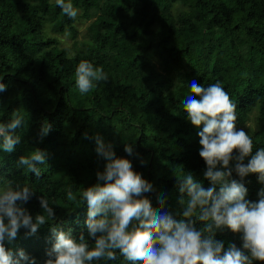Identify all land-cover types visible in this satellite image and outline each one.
I'll list each match as a JSON object with an SVG mask.
<instances>
[{
    "label": "trees",
    "instance_id": "16d2710c",
    "mask_svg": "<svg viewBox=\"0 0 264 264\" xmlns=\"http://www.w3.org/2000/svg\"><path fill=\"white\" fill-rule=\"evenodd\" d=\"M65 2L78 10L76 18L88 21L86 40L74 42L71 51L60 46L56 35L44 33L47 26L74 41L77 37L76 18L64 15L56 0H0V83L7 86L0 92V123L10 122L14 112L25 119L15 132L21 137L15 151L0 150V189L9 182L29 187L34 194L22 206L33 218L43 214L47 219L40 196L55 212V219L35 235L26 236L22 228L5 247L14 254L23 250L36 264L49 258L53 226L70 232L77 242L83 234L94 246L86 227L87 203L79 197L83 188L98 182L96 173L106 163L96 151L97 137L152 185L144 197L157 212L182 218L177 177L187 172L204 189L219 192L221 185L204 177L198 136L202 126H193L184 111L192 82L207 87L219 81L237 106L236 125L255 110L259 130L250 134L253 154L264 148V0ZM82 60L102 67L108 76L86 94L75 85ZM46 124L51 129L41 140ZM126 145L133 148L131 155ZM36 149L46 153L45 163L38 165L40 177L17 166L20 156ZM230 179L244 184L251 202L264 191L258 174L241 180L233 171ZM69 191L75 200L68 198ZM205 223L197 220L195 226L199 230ZM241 235L224 227L211 238L222 241L225 250L235 244L250 255ZM91 264L127 262L117 252L115 260Z\"/></svg>",
    "mask_w": 264,
    "mask_h": 264
},
{
    "label": "clouds",
    "instance_id": "9594fccd",
    "mask_svg": "<svg viewBox=\"0 0 264 264\" xmlns=\"http://www.w3.org/2000/svg\"><path fill=\"white\" fill-rule=\"evenodd\" d=\"M64 15L75 19L78 10L72 3L56 0ZM75 85L80 94L89 93L108 76L102 67L82 60L75 69ZM0 83V92L6 90ZM199 97L196 99L194 97ZM236 104L221 83L207 87L192 82L190 94L184 101L187 119L197 128L199 156L205 161V179L215 187L204 189L187 172L179 181L181 198L178 221L171 213H160L152 209L144 193L152 191V185L142 175L133 170L130 160L116 156L111 145L96 139L98 155L106 163L103 171L96 173L98 182L80 193L82 204L87 203L86 227L88 236L94 241L90 247L83 234L79 241L55 226L51 227V249L45 264H91L93 261H112L117 252L127 264H252L253 260L264 261V191L259 200L246 199L247 188L243 183L230 179L233 171L243 180L249 174H258L264 182V148L253 154V141L248 133L236 127ZM24 117L13 113L8 123H0V150L12 153L20 144L21 137L16 129L24 123ZM51 125H44L40 132L41 140L49 133ZM131 155L133 148L125 146ZM247 157L248 162L244 161ZM46 153L36 149L28 156H20L18 167L26 168L36 177L41 176L38 165L44 164ZM234 162V166L233 163ZM219 166V167H218ZM102 182V183H101ZM27 186L9 182L0 189V264H36L23 250L14 254L5 247L18 237L20 229L26 236L35 235L38 229L55 219L54 208L40 196L43 214L34 218L22 205L33 195ZM186 196V198H185ZM68 198L75 200L72 192ZM164 207L163 199L158 201ZM197 220L206 222L201 229L196 228ZM227 227L241 235L242 247L249 250L245 255L235 244L225 250L224 243L212 237L216 229ZM204 233L209 236L205 238Z\"/></svg>",
    "mask_w": 264,
    "mask_h": 264
},
{
    "label": "rangeland",
    "instance_id": "374dc122",
    "mask_svg": "<svg viewBox=\"0 0 264 264\" xmlns=\"http://www.w3.org/2000/svg\"><path fill=\"white\" fill-rule=\"evenodd\" d=\"M175 13H177V10H175ZM88 21L81 19V18H76L75 21V28L77 30V37L74 39H72L71 37H69L68 35H66L65 33H53L51 32L47 26L44 30V33L47 35H56L58 38H60V46L61 47H65L67 48V50L70 51L74 48V42L76 43H81V41L86 40V26H87ZM79 46V45H78ZM237 129H243L246 133H248L249 135L252 134L253 132H256L259 130V126L258 123L256 121V116H255V110L251 111L248 114V120L243 123V124H239L236 125Z\"/></svg>",
    "mask_w": 264,
    "mask_h": 264
}]
</instances>
